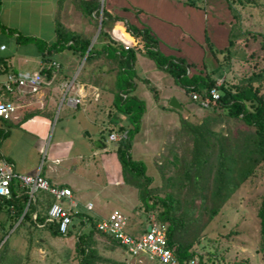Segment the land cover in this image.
I'll return each mask as SVG.
<instances>
[{
  "label": "rangeland",
  "instance_id": "1",
  "mask_svg": "<svg viewBox=\"0 0 264 264\" xmlns=\"http://www.w3.org/2000/svg\"><path fill=\"white\" fill-rule=\"evenodd\" d=\"M193 1L200 3L202 0ZM230 1L232 4L231 8H228L231 26L229 36L232 43L229 47L231 54L228 62L217 66L218 63L212 56L205 60L207 69L217 66L212 74L216 82H235L264 64V48L260 46L261 36L258 34H264V0ZM104 3L106 5V0ZM62 7V12L70 11L66 15L68 21L66 23L71 29L74 28L77 32L85 34L92 41L98 35L101 36L98 34L100 28L97 29L96 14L91 17L79 12L74 13L78 8L77 0H0V43L5 46V49L0 50V55H5L7 61L16 66L23 57L34 55L31 51H35L37 46L42 48V43H50L54 38L55 21H64L58 13ZM111 26L112 22H109L102 29ZM6 28L28 35L30 39L27 42H18L14 38V33L7 32ZM122 38L124 39L123 33ZM218 58L221 60L220 54ZM82 66V68L86 66L84 61ZM135 69L138 76L146 77V81L153 85L158 93L170 94V97L175 95L182 106L174 110L175 117L172 119L153 103L152 91L145 86L144 81L137 80L129 89V93L141 99L146 107L143 124L130 139L129 156L132 160L138 159L143 162L145 173L151 176L148 186L153 187L154 192L162 196L165 192L173 190V187L166 183V177L173 174L174 168L166 161L172 152L180 154L182 151L181 139L184 136L177 133L180 117H184L188 122L197 123L209 112L216 116L210 127L228 135L241 128L242 123L233 117L225 116L221 109L212 111L210 108L200 107L188 96V92L179 90L180 85L172 81V77L164 70L161 71L163 77L160 71H157L156 75L160 78L153 76L151 70L148 73L143 72L137 64ZM107 134L108 129L102 127L96 136L106 147L107 153L112 155L117 168H111L110 170L113 171L105 176L99 168H96L92 175L96 187L102 185L103 181L106 182L107 195L103 198L101 194L94 195L87 191H79L81 193L79 203L86 204L89 201L91 205L83 208L88 213L94 214V217H103L113 209L120 210L126 216L127 230L136 234L145 229L151 219H156V211L144 209L138 199L136 188L121 179L115 158V143L107 139ZM187 144L189 146L190 142L188 141ZM44 154L42 151L41 156L44 157ZM165 157L166 161L162 160ZM263 184L264 163L261 162L253 174L231 193L211 219H207V214L200 206L198 197L195 196L192 203L195 208L191 214L198 216L203 222L199 242L195 244V248L202 254L208 252L215 261L212 262L202 256L204 264L230 262L264 264V251L261 248L259 221L256 215ZM15 192L18 194L21 190L15 188ZM182 195L184 192H181L179 197L182 198ZM12 209L10 204L0 201V241H2L0 264H77L74 231L69 235L51 237L45 228L33 227L25 220L18 224L20 214L14 218ZM75 226L73 225V230ZM94 238L98 253L107 258L97 264H160L145 255L142 256L141 261H137L125 249L117 245L110 247L106 237L95 234ZM193 258L197 264H203L198 257Z\"/></svg>",
  "mask_w": 264,
  "mask_h": 264
},
{
  "label": "trees",
  "instance_id": "2",
  "mask_svg": "<svg viewBox=\"0 0 264 264\" xmlns=\"http://www.w3.org/2000/svg\"><path fill=\"white\" fill-rule=\"evenodd\" d=\"M187 1L190 2V0ZM226 2L228 8H231V1L226 0ZM78 3L85 15L93 17L91 12L96 6L95 2L78 0ZM109 17H113L114 20L119 19L109 13L104 3L98 32L101 36L106 35L102 27L107 23ZM125 29L132 38L130 46H124L108 38L105 44H101V49L93 50L91 46L88 48V36L69 30L60 21H55L54 40L48 44L42 43V48L37 46L44 63L40 71H44L47 75L54 68L49 64L45 54L64 48H71L80 56L86 52L84 55L86 65L94 55L99 54L102 50L106 51L107 56L116 57L113 105L119 112L126 115L129 121L127 127L118 125L112 128L115 130L127 129V138L117 141L115 145L122 180L136 188L138 199L144 209H155V220L165 224L166 239L169 244L173 245L175 256L180 264H187V261L194 256L198 257L203 264L205 262L201 259L202 256L215 262L208 252L202 254L195 248V244L199 242L203 222L198 216L191 214L195 208L192 203L197 196L200 206L207 214V219H211L240 183L253 174L261 162L264 163V64L238 78L235 82L221 81L215 85L216 80L212 74L217 66L228 62L231 54L229 49L232 43L229 36L231 26L227 43L222 49L212 46L208 37L204 36L208 51L218 63L211 69H207L203 59L195 64L186 62L182 57L161 52L156 48V41L147 26L137 27L127 23ZM6 31L14 33V38L18 42H27L30 39L28 35L15 32L12 28H6ZM258 34L261 36L260 46L264 48V34ZM136 50L150 57L156 66L164 69L185 92H189L190 89L199 91L201 88L208 90L214 86L218 96L212 99L207 92L205 95H201L207 99V106L203 108H210L212 111L221 109L225 116L233 117L242 123L241 128L228 135L210 127L216 116L209 112L197 123L188 122L184 117H180L177 133L184 136L181 139L182 151L180 154L172 152L167 161L166 157L162 158L174 168L173 174L166 177V183L168 182L173 190L165 192L162 196L157 195L154 188L148 186L151 176L145 173L143 162L138 159L132 160L128 151L130 139L138 131L140 117L145 109L143 101L129 93V89L133 86L132 63ZM218 54L221 55V60L218 58ZM0 63H4V58L0 57ZM198 67L200 68L198 69ZM142 80L152 91V97L157 101L158 95L155 87L150 85L145 78ZM118 91L125 95L122 96ZM188 141L190 142L189 146ZM184 188L186 190L183 191ZM181 192H184L182 198L179 197ZM0 199V201L12 205L14 218L20 214L17 220L18 224L25 220L33 227H39L37 224L43 222L46 208L52 198L47 192L38 190L36 195L34 194V199L27 201L28 195L25 192L21 191L17 194L15 188L12 187L10 197H0ZM32 213L35 214L34 218ZM256 215L259 221L261 248L264 251V184ZM84 221L86 222L85 227L80 228L83 222L71 223L65 233V235H69L73 231L75 232L74 251L77 264H97L107 260L98 253L94 245L95 234L106 237L110 242V247L117 245L123 248L111 236L95 228L96 220L87 216ZM73 225H76L74 230ZM40 227L47 229L53 236L61 235L53 222H45Z\"/></svg>",
  "mask_w": 264,
  "mask_h": 264
},
{
  "label": "crops",
  "instance_id": "3",
  "mask_svg": "<svg viewBox=\"0 0 264 264\" xmlns=\"http://www.w3.org/2000/svg\"><path fill=\"white\" fill-rule=\"evenodd\" d=\"M77 7L74 13L84 14L78 0ZM105 8L119 19L109 17L107 24L112 22V26L104 29L106 35L93 41L89 39L88 48L91 46L93 50L101 49V44H105L108 38L130 46L132 38L125 29L127 23L137 27L147 26L156 41V48L161 52L182 57L186 62L195 64L211 56L204 42L205 35L215 48L222 49L227 43L230 14L226 0H202L200 3L193 0H106ZM62 11L63 7L58 11L59 16L64 19L61 23L69 30L76 31L66 23V15L70 11ZM3 49L5 46L0 48ZM31 53L34 55L23 57L16 66L8 62L5 55H0L4 58V63H0V78L8 71L20 74L38 71L44 65L41 53L37 49ZM84 55L80 56L71 48L45 54L49 64L55 61L57 66L53 65L54 68L47 75L40 71L42 73L36 91L14 89L5 93L16 105V116L0 118V155L17 171L28 174L38 172L49 182L70 188V200L63 198L61 203L69 209L71 223L83 222L80 228L86 224L84 220L87 216L93 220L102 216L94 217V214L84 209L90 202L80 204L79 191L101 194L104 198L107 195L106 182L103 181L102 185L96 187L93 172L99 168L105 176L113 171L111 168H117L112 155L107 153L96 134L102 127L110 131L115 130L112 129L113 126L127 127L129 124L128 117L113 105L116 57L107 56L106 51L102 50L91 58L89 66L82 68ZM132 64L133 84L139 79L146 80V77L138 76L135 64L145 73L153 71V76L160 77L156 75L160 71L163 77L161 71L164 69L156 66L141 51H135ZM188 70L189 68L187 72ZM179 90L184 91L181 86ZM157 95L158 99L156 101L153 98V103L173 119L174 110L178 108L166 103L170 94L157 92ZM75 97L79 100L74 101ZM174 97L177 100L175 95ZM178 103L180 104L179 101ZM180 107L182 108L181 105ZM145 110L146 107L140 117L139 129L144 121ZM42 151L45 153L44 157L41 156ZM115 158L121 177L116 154ZM37 226L40 227L38 224ZM46 231L48 232L47 229ZM48 234L53 236L49 232Z\"/></svg>",
  "mask_w": 264,
  "mask_h": 264
},
{
  "label": "built area",
  "instance_id": "4",
  "mask_svg": "<svg viewBox=\"0 0 264 264\" xmlns=\"http://www.w3.org/2000/svg\"><path fill=\"white\" fill-rule=\"evenodd\" d=\"M92 1L96 3V6L91 13L92 15L96 14L98 20H100L105 0ZM3 47V44H1L0 48ZM50 65L57 66V62L51 61ZM40 68L32 74H20L8 71L0 78V118L9 119L16 116V105L5 93H10L14 89L19 91H36L41 77ZM219 83L215 81V85ZM206 92L212 99L218 96L217 89L214 86L208 90L204 88H201L199 91L190 89L188 96L192 100H195L200 107H206L207 99L201 96L205 95ZM121 95L124 96L125 94L122 93ZM78 100V97L74 98V101ZM126 138V128L111 130L107 134V139L115 142L125 140ZM12 187L25 192L28 195L27 201L34 199L35 191L42 190L47 192L52 199L46 208L43 222L38 223V225L42 226L45 222H53L56 224L58 232L61 235H65L71 224V216L69 209L61 203V200L63 198H69L70 200V188L51 183L38 172L28 174L17 171L9 161L0 155V197L9 198ZM89 205L91 204L89 203ZM34 216L35 214L32 213L33 218ZM147 226L136 234L130 233L127 230L126 216L117 209L109 211L107 215L95 221V228L97 230L115 239L135 260L141 261L142 256L145 255L147 258L160 264H180L175 256L173 245L169 244L166 239L165 224L151 219ZM187 264H197V261L191 258L187 261Z\"/></svg>",
  "mask_w": 264,
  "mask_h": 264
},
{
  "label": "water",
  "instance_id": "5",
  "mask_svg": "<svg viewBox=\"0 0 264 264\" xmlns=\"http://www.w3.org/2000/svg\"><path fill=\"white\" fill-rule=\"evenodd\" d=\"M100 28V20H98V25H97V29ZM168 105L171 107H175V108H180V104L178 103V101L176 100V98L174 96H171L168 100ZM148 228V226H147Z\"/></svg>",
  "mask_w": 264,
  "mask_h": 264
}]
</instances>
